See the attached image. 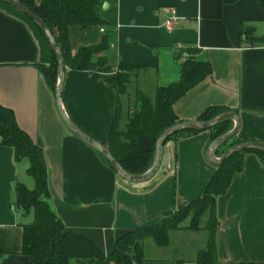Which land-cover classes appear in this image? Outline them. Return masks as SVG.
<instances>
[{
    "label": "crops",
    "instance_id": "obj_1",
    "mask_svg": "<svg viewBox=\"0 0 264 264\" xmlns=\"http://www.w3.org/2000/svg\"><path fill=\"white\" fill-rule=\"evenodd\" d=\"M101 1L104 26L68 29L72 53L111 34L110 48L93 56L95 60L105 55L104 66L93 71L65 67L62 106L82 132L107 147L116 94L106 79L116 73L119 63L136 67L126 86L124 115L121 104L119 128L123 130L135 108L136 89L154 100L157 86L179 78L181 63L191 55L186 50L192 48L196 60L210 63L211 74L175 101V114L181 121H198L206 108L219 107L236 115L235 138L264 144V43H250L241 34L242 28H250L252 36L264 35V0ZM170 10L178 20L168 29L164 22ZM52 58L51 46L37 24L0 0V104L13 111L18 126L37 145L47 168V203L65 228L90 237L110 253L124 233L152 224L181 203L203 195L216 170L208 159L210 130L165 141L159 166L150 178L125 179L64 123L55 91L37 68V64H50ZM234 124V120L229 123V131ZM28 166V159L15 160L13 148L0 144V264H30L22 253V224L31 222L33 215L16 210L13 204L16 183L34 187ZM214 213V264H264V163L257 154L243 155L241 170L216 197ZM202 217L206 221L207 216ZM190 219L169 231L166 246L145 238L144 259L137 264L179 260L197 264L209 231L205 223L196 230L188 228ZM198 231L205 233V246L195 252L192 262L162 256L172 239L190 245L194 240L188 233ZM69 264L98 262L71 259Z\"/></svg>",
    "mask_w": 264,
    "mask_h": 264
},
{
    "label": "trees",
    "instance_id": "obj_2",
    "mask_svg": "<svg viewBox=\"0 0 264 264\" xmlns=\"http://www.w3.org/2000/svg\"><path fill=\"white\" fill-rule=\"evenodd\" d=\"M25 6L37 14L55 38L65 67L74 70L93 71L104 66L108 58L105 55L93 59L97 53L108 50L111 45V34L107 33L97 44L80 46L72 53L68 29L72 25L87 28L94 25L104 26L101 16V0H20ZM252 29L242 28L241 34L250 43H264V35L252 36ZM52 62L48 65L37 64L43 78L53 91L58 79V61L53 49ZM191 55L181 63L179 78L166 85L156 87L154 100L140 88L135 92V108L129 114L125 129L119 128L121 101L120 96L126 92V86L134 75L136 67L118 64L116 73L107 78L116 94L113 120L109 127L107 148L119 165L129 173L146 172L153 161L156 141L168 127L181 120L173 111V104L191 87L211 74V65L205 60H196L194 49L186 50ZM222 109L216 106L206 108L198 121L210 120ZM231 119H224L213 125L212 142L215 138L229 131ZM203 130L201 128H179L171 132L165 141L178 136ZM0 144L13 148L15 160L28 159L27 174L34 180V187L27 188L16 183L13 188L14 207L23 213H32L31 222L22 224V253L30 258V264H69L71 259L97 261L98 264H137L143 257V240L152 238L158 246H166L169 242V231L177 229L188 217L191 209H195L188 228H199V220L209 208L208 222L205 228L209 231L207 244L197 256V264H214L216 262L215 218L214 206L218 195L224 193L233 177L242 168L243 155L253 152L264 163V150L251 147L236 151L215 165L216 170L208 182L203 195L188 202L181 203L175 210L166 212L156 222L136 227L124 233L114 241V248L105 253L90 237L65 228L62 221L47 203L49 195L47 168L44 165L37 145L29 134L21 129L13 111L0 104ZM243 141L235 138V134L221 142L215 149L220 156L226 149ZM104 158V157H103ZM105 159V158H104ZM106 160V159H105ZM109 166L112 165L106 160ZM114 170V169H113ZM175 264H187L181 260Z\"/></svg>",
    "mask_w": 264,
    "mask_h": 264
},
{
    "label": "water",
    "instance_id": "obj_3",
    "mask_svg": "<svg viewBox=\"0 0 264 264\" xmlns=\"http://www.w3.org/2000/svg\"><path fill=\"white\" fill-rule=\"evenodd\" d=\"M13 7L19 9L21 12L26 14L28 17H30L40 28V30L43 32L45 38L47 39L48 43L50 44L51 48L55 52L57 56V61H58V82L56 84V89H55V99H56V104L59 110V113L61 115V118L63 119L64 123L66 126L73 132L78 138L83 140L85 143H87L89 146L94 148L97 152H99L106 160L109 161V163L112 165L113 169L115 172H117L121 177L128 179L130 181H143L148 178H150L157 170L161 156H162V146L163 143L165 142V139L167 136L173 132L176 129L179 128H201V129H209L216 123L220 122L221 120L224 119H232L235 121V124L233 128L226 132L225 134L220 135L219 137L215 138L209 148H208V159L212 164L217 165L221 161H223L225 158L230 156L232 153L240 150H244L247 148L251 147H256V148H261L264 150V144L259 143V142H242L240 144L234 145L228 149H226L220 156H215V149L216 147L223 141L229 139L232 135H234L237 131L238 127V119L236 115L233 112H223L216 117L207 120V121H180L170 127H168L164 132L159 136V138L156 141V149H155V155H154V160L150 166V168L141 174H132L124 170L119 163L113 158V156L110 154L108 148L101 144L100 142L96 141L92 137L86 135L84 132H82L66 115L63 106H62V88H63V79H64V74H65V66L62 60V53L60 51V48L47 28V26L44 24V22L41 20V18L35 14L32 10H30L27 6H25L20 0H2Z\"/></svg>",
    "mask_w": 264,
    "mask_h": 264
},
{
    "label": "rangeland",
    "instance_id": "obj_4",
    "mask_svg": "<svg viewBox=\"0 0 264 264\" xmlns=\"http://www.w3.org/2000/svg\"><path fill=\"white\" fill-rule=\"evenodd\" d=\"M129 86L131 87V85H129ZM132 96L133 95H131V97H130V100H131L130 105L132 102ZM121 104H122V113L124 115V112L127 109V104H128L127 103V91L121 100ZM153 160H154V158H153ZM209 208L210 207L208 205H206V212L204 214L207 216L206 221L203 222V217H201L198 225H203L205 223L204 224V226H205L207 224ZM195 212H196L195 209H191L187 218H189V217L191 218L192 216H195ZM31 219H32V216H31ZM188 234H190L188 236L193 238V240H194L190 245L189 244L186 245L185 243H183L182 240L172 239V244L170 245V247L168 249H166L165 251L161 252L162 256H167V257H175L176 256V257H180V258H183L185 260L192 262V259L195 255V252L205 246V233H204V231H198V232H192V233H188Z\"/></svg>",
    "mask_w": 264,
    "mask_h": 264
},
{
    "label": "built area",
    "instance_id": "obj_5",
    "mask_svg": "<svg viewBox=\"0 0 264 264\" xmlns=\"http://www.w3.org/2000/svg\"><path fill=\"white\" fill-rule=\"evenodd\" d=\"M169 12H170V14L166 18L164 24H165V26L168 29H171V27L173 26V24L177 22L178 18L174 15L173 10H170ZM100 29L103 30L102 27Z\"/></svg>",
    "mask_w": 264,
    "mask_h": 264
}]
</instances>
